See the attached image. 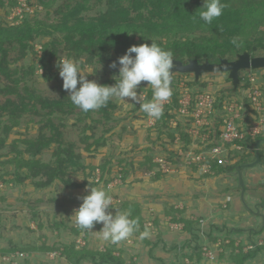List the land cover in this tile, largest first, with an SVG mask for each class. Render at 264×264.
I'll use <instances>...</instances> for the list:
<instances>
[{"label":"trees","instance_id":"16d2710c","mask_svg":"<svg viewBox=\"0 0 264 264\" xmlns=\"http://www.w3.org/2000/svg\"><path fill=\"white\" fill-rule=\"evenodd\" d=\"M27 2L35 8L34 12L24 9L13 18L17 23H10L7 15L20 3L18 0H9V3L0 0V151L7 145L12 130L26 113L42 117L36 135L14 138L10 143L11 154L0 153V180L7 186H21L30 182L36 188L44 189L59 181L67 187H96L100 184L108 187L116 177L117 173L112 172L115 167L122 171V184L135 171L132 161L124 164L122 159L112 161L104 157L96 165L88 164L85 160L84 152L95 155L108 143L106 133L111 132L112 127H103L100 135L97 130L100 124L106 125L113 119L118 108L114 99L99 110L84 113L72 104L68 98L69 94L62 87L63 82H60L61 95L56 98L44 95L35 86L33 75L37 74L38 68L44 69L43 76L46 80L59 77L57 64L63 56L59 53L60 49L66 52L67 58L82 61V66L97 61L105 62L111 57H120L132 45H150L151 40H155L165 50L172 51L174 58L184 62L189 58H197L200 62L208 58L217 62L220 57L234 59L237 53L246 49L253 55H261V51H264V33L259 31L260 26L264 24V0H224L228 7L211 25L199 19L198 9L202 7L203 0H66L53 11L51 8L56 0ZM37 2L43 5L45 15L41 16L39 5H35ZM94 8L96 13L89 14ZM3 10L6 11L5 14H2ZM51 17L52 20L49 21ZM196 32H199V35L195 34ZM57 34H60L61 38ZM46 37L51 39L43 42ZM234 37L237 38L239 46L231 43ZM37 44H41L40 49H37ZM12 51L17 53L11 57ZM29 57L33 58L32 62L26 61ZM83 57H86L85 61L82 60ZM228 79L231 81L229 77ZM115 82L113 78H107L102 84L114 85ZM193 83L199 82L194 80ZM232 89L228 90L229 95L239 92V88L236 93ZM147 91V99L144 102L152 97V90L148 88ZM179 94L178 87H173L172 103L164 109V114L157 120L156 125L149 128V131L156 129L161 146L174 142L177 134L185 141V146L191 141L184 123L177 120ZM225 97L219 95L218 104H221ZM134 112L137 110L134 109ZM138 117L139 115H136L135 118ZM5 118L8 120H3ZM69 118H73L74 126L80 127L78 140L66 137V120ZM184 119L190 126L191 119ZM173 120L177 121L176 126L171 124ZM215 126L217 133L214 139L219 134V122ZM164 134H168V140L164 138ZM263 136L264 134L260 135ZM243 142L247 152L244 155L235 152V162L215 165L218 172H233L239 164L253 159L256 139ZM249 148L253 152H250ZM45 150H52V158L47 162L42 159ZM165 155L172 159L177 154L171 151ZM154 159L153 155H149L141 170L148 172L158 168ZM9 164H14V168L8 170ZM79 173L85 174L84 181L76 178ZM160 173L157 171L153 180L160 176ZM92 174L93 179L89 177ZM119 210H130L131 218L139 220L140 231L145 229V215L140 204L128 201L122 204ZM173 213V219L185 222L186 230L191 233L187 244L192 251L187 254L190 258L201 261L204 255L198 223L185 216L183 209L178 208ZM80 231L81 229L74 227L75 234ZM251 231L257 230L251 228ZM206 233L212 243L218 240L213 236L212 230H206ZM133 237H139V232ZM241 242L240 247L245 244L244 240ZM161 243L164 244V249L169 250L161 239L154 242V245ZM187 244L183 245V248L188 246ZM232 245L235 246L234 241ZM50 248L49 251H52ZM263 248L258 245L249 252H243L241 248L238 252L230 253L233 256L227 261L230 264H245L247 260L256 257ZM19 253L7 254L15 258ZM62 256L73 264H80L86 259L95 264H126L124 257L113 254L112 248L106 251L90 250L87 247L77 249L75 243L65 244L58 258ZM156 258L159 264H164L163 258Z\"/></svg>","mask_w":264,"mask_h":264},{"label":"rangeland","instance_id":"374dc122","mask_svg":"<svg viewBox=\"0 0 264 264\" xmlns=\"http://www.w3.org/2000/svg\"><path fill=\"white\" fill-rule=\"evenodd\" d=\"M64 1L66 0H56V3L53 5L51 10L53 11L58 8ZM67 1L72 2L74 0ZM93 1L94 0H92V2ZM6 3H9V0H6ZM19 5L20 6H18L19 8L16 11H23V4ZM35 5H39V11L42 12L41 16L45 15L44 8H42L43 5L38 2L35 3ZM29 7V11L33 13L35 8L32 6ZM5 12L6 11L3 10L2 14H5ZM92 13H96L95 8L89 12V14ZM16 15L17 14L14 12H11L7 15L10 23H17L16 19L13 20ZM52 15L53 14H51V16ZM51 20L52 17L49 18V21ZM259 31L264 33V24L260 26ZM195 34L199 35V32H196ZM57 35L60 36V34ZM244 37L245 34L242 36V38L244 39ZM49 39H51V37H46L43 39V42ZM36 47L37 49H40L41 44H37ZM16 53V51H12L11 57ZM59 53H62L64 57L67 56L66 52L61 49ZM261 53V55H264V51H261ZM85 59L86 57L82 58L83 61H85ZM26 61L32 62L33 58L29 57V59H26ZM111 63L112 62L107 60L105 62L97 61L94 63H86L85 66H81L85 69L92 68L94 71H96L94 75H89L88 79L95 80L102 84L105 79L113 78L114 75L119 74V65H117L116 69H113L110 67ZM250 71L257 75L259 82L264 86V69L243 70L241 71V75L244 77L248 75ZM36 73L37 74L35 76L33 75L35 86L39 88L44 95L52 98H56L61 95L62 89L60 82L63 81L60 76L57 79L52 78L50 80H46L45 76H43L45 73L44 69L38 68ZM175 75L176 77L174 76L172 87H178L179 91L182 76L177 73ZM187 77L190 79L189 85L193 90H200L205 87L204 82H201L200 80L197 84L193 83L195 80L193 73ZM206 78H210L214 81V88L219 90L218 93L221 97L229 95L228 90L233 88L231 81L228 79L227 72L211 73L208 74ZM202 84H204V86H202ZM146 86L147 82L141 83L137 89L138 95L141 92H148V88L144 89ZM239 88V92H241L242 84L239 86ZM0 98H2V96H0ZM115 101L118 104V108L113 115V119H111L106 125L100 124L97 130L98 135H100L103 132V127H112L111 132L106 133L108 137L107 145L102 147L95 155L84 152L85 160L88 164L96 165H98L104 157H107L112 161L122 159L124 160V164L128 163L129 161L134 162L135 171L134 173H131L126 182L124 181L125 183L110 184V195L113 197V208H111L110 212L115 214L117 209L119 210V207L122 204L128 203V201L140 204V208L143 211L142 213L147 214L146 209H148L149 214L148 218L145 217V227H147L151 233L150 238L146 239L149 242H146L144 239L141 240L140 243L139 237L135 238L132 236L130 239L120 242V244H111L109 242L103 241L98 235H94L92 232L87 230H81L78 234H75L74 227L77 228V226L72 221L71 216L73 214V210L77 209L82 203L80 197L89 194L90 187H92L90 185L81 188L67 187L61 184L59 181H56L51 187L38 189L30 182L26 183L25 185L13 187L12 184L7 186L3 181L0 180V186L2 187V190H0V264H66L67 258L63 256L58 258V256L61 255L65 244L69 243H75L77 249L87 247L90 250L106 251L109 248H112L114 255L122 256L125 260L129 261V263L132 262V264H138V258H140L142 255L145 257L147 256V261L154 264H159L156 258L157 254L154 253V251L157 250V246L161 248L164 247V245L161 243L155 246L154 242H156L158 239L164 240L163 237L166 234L165 230L157 226L155 221L158 220V222H160L159 218L162 214V217L166 216L167 225L170 227V230H166H169L170 232L174 228L179 227V225L175 226V222L169 218L171 214H174L173 212L178 209L177 207L185 210V215H188L194 221H196V219H203V226L205 227V230L209 231L212 229L213 236L218 238V240L215 242V245L209 244L214 249L215 258L210 259L207 256H204V261L202 260L199 262V264H212L213 262L214 264H230V262H227V260L229 261V259L233 256L230 254L233 251L238 252L239 249L242 248L241 251L249 252L254 249V246L256 247V244L262 245L264 247V227L262 228L264 225V219L261 221V212H263V210H261L260 207L264 205L263 181L260 183L256 182L255 185H251L250 192L248 190L245 192L246 203H244L240 194L242 188L239 185L236 174H233L234 171L232 173L226 175L223 174L216 177L212 176V174H208V176H212L211 178H208L204 174L205 172L199 166L194 164L190 166L184 162V160L178 155L177 150L174 149V147L178 149V146L175 143H169L166 146H161L162 143L161 141L159 142L156 129L153 128V130L149 131V128L155 126L156 124L152 126L148 123L147 115L138 109V103L124 105L117 100ZM142 102H144V100ZM134 109L137 110V112H134ZM136 115H139V117L135 118ZM176 115L177 120L182 121L185 125V128L188 129V121H186L179 113H176ZM41 117L42 116H34L32 113H26V115L18 121L17 125L12 130L7 145L0 151V153L4 154L11 151L10 143L14 138L24 137L27 135H36L41 123ZM3 120L7 121L8 119L5 118ZM57 120L60 121L59 118H57ZM218 120H220V118L217 116L215 124L218 123ZM174 121L176 120L171 122L173 126L175 125ZM73 122V118L66 120V137L72 140H78L80 127L78 128V126H74L72 124ZM164 138L168 140V134H164ZM161 148L163 150H160ZM263 148L264 146L261 145V149ZM171 151L176 152L177 154L176 156H173L172 160L177 162V166L180 171L178 170L179 173L173 172L166 174L167 178L165 177L164 187L158 189V187H155V185L150 183V179H152L151 177L156 175L158 168H156L154 174L151 175L149 174V171H142L141 167L143 163L147 161V157L149 155H153L155 158H158V156H166L165 154L168 152L170 153ZM246 152L247 150L239 153L240 155H244ZM250 152H253V150L250 149ZM25 156L28 157V155ZM51 158L52 150H45L42 155L43 161H50ZM2 159H4V157ZM13 168L14 164H9L7 167L8 170ZM252 168L253 167H249L245 169L246 182H248L249 179L247 172L249 170L253 171ZM254 169H256V166ZM1 171L2 169L0 168V172ZM112 172L113 174L122 173L118 167H115ZM255 172L259 173V170L256 169ZM84 177V173H79L76 178L79 181H84ZM89 177L93 179V174L92 176L89 175ZM161 179H164V177ZM211 181H215V183L220 186V188L216 189L218 194L223 192L221 188H224L228 185V189L226 188V190L228 192H232V195L237 197L236 199H239V201L241 200L242 204L245 206V208H247L245 210L248 214H250V216L254 215L257 217L255 218L257 219L255 224H245L244 220L246 218H242V216L239 218V220H237V222H235L233 217L237 212L232 213L233 211H228L227 214V210H231V207L233 206V202L229 200H217L215 207L219 210L214 213V217L212 219L207 218L209 217V214L206 212L204 215V211L202 212L200 210L201 204L198 203V200L193 198H195V196L201 198H203V196L205 197L206 193L201 188H196V185L201 187L203 184ZM101 186H103L105 189L108 188L104 184H100L96 187ZM254 193L260 198L257 199L259 203H254L252 206L249 204L251 201L249 202L248 200H251V195ZM215 196L216 195H213L212 197L216 199ZM225 198L226 196L222 197V200ZM136 199L139 201H136ZM142 199L144 202L148 203L143 204L141 202ZM224 204H226V206H224ZM171 211L173 212L171 213ZM198 227H201L200 223H198ZM251 227H254L253 230L257 231L250 233ZM101 228L102 225L97 224L93 231H99ZM177 230L179 229H174L172 232ZM248 232L250 239H248V242L243 244L244 247H240L242 242L240 241L239 235L242 233L246 234ZM173 237L175 236L173 235ZM252 240L255 244L251 242ZM200 241V243L203 242L205 245H208L209 242L211 243L207 233L204 237L201 236ZM233 241L235 243L234 247L232 245ZM165 243L167 248L171 246L172 243L175 245L177 243L176 247H171L170 253H172L176 258L182 256V253L180 254V246H178V239L171 238L170 241ZM49 247H51L50 249H52V251H49ZM185 250L186 248L183 249V253ZM8 252H12V254L17 252L20 253L17 255V257L11 258V256L7 254ZM149 252H152L153 254L152 256L148 257V255H150ZM221 254H223V257H225L224 259H222ZM234 257H236V255H234ZM208 260L212 263H208ZM183 262L187 263L184 261V257H180L176 264H183ZM67 264L73 263L67 262ZM80 264L95 263H93L92 260L86 259ZM189 264H193L192 261L189 262ZM245 264H264V248L256 257L247 260Z\"/></svg>","mask_w":264,"mask_h":264},{"label":"clouds","instance_id":"9594fccd","mask_svg":"<svg viewBox=\"0 0 264 264\" xmlns=\"http://www.w3.org/2000/svg\"><path fill=\"white\" fill-rule=\"evenodd\" d=\"M227 7L224 0H203L202 7L198 9L199 19L211 25L214 20L222 16ZM151 41L150 45L148 43L132 45L124 55L118 58V62L111 63L110 67L113 69H116L119 64V74L113 76L116 81L114 85L89 80L88 76L94 75L96 71L92 68H83L82 61L61 56L57 68L63 81L62 87L69 93L68 98L72 104L82 112L88 113L90 110L96 111L107 106L111 100L115 99L124 105L138 103L140 110L150 119L162 118L164 105L173 95L175 64L172 51L165 50L155 40ZM231 43L239 46L235 37ZM241 77L243 78L242 75ZM142 82H147L144 89L152 90V98L147 102H142L144 93L141 92L138 95L137 92ZM110 191V185L107 189L103 186L90 187L89 194L80 197L82 203L73 210L71 219L74 224L82 231H90L111 244L126 241L137 232H139L140 240L150 238L149 229L145 227L143 231H140L139 220L131 218L130 210L117 209L115 214L109 211L113 208V197ZM97 224H101L102 228L99 231H93Z\"/></svg>","mask_w":264,"mask_h":264},{"label":"built area","instance_id":"2783aa9c","mask_svg":"<svg viewBox=\"0 0 264 264\" xmlns=\"http://www.w3.org/2000/svg\"><path fill=\"white\" fill-rule=\"evenodd\" d=\"M27 1L19 0V3L23 4V10L30 9ZM18 6L12 10L17 15L22 12V10L16 11L19 8ZM179 74L182 79L177 111L184 118L191 119V124L186 129L191 141L185 146V141L177 134L172 143H175L178 149L175 147L174 149L177 150L178 155L187 165H197L205 173L214 175L216 173L215 165H227L235 162V152L246 151L243 141L257 140L260 135L264 134V86L259 82L257 75L250 72L243 77L241 92L236 91L237 93L234 92L236 93L234 95H226L221 104H218L219 90L214 88L213 80L206 78L211 73L201 76L200 81L205 83V87L200 90H193L190 87V79L187 77L190 74ZM143 93L145 101L147 92ZM172 101L173 96L165 103L164 109ZM217 116L220 118L218 121L220 124L219 134L216 137L217 139H214V135L217 133L215 126ZM147 120L152 126L157 122V120L150 119L148 116ZM174 124L176 126L177 121H174ZM154 161L158 163V171L166 174L179 170L177 162L167 156H158ZM154 172L155 170H151L149 174L152 175ZM121 182L122 174L117 173L112 183ZM196 221L201 224L200 234L204 237L206 235L203 226L204 220L196 219ZM202 244L203 255L214 259L215 252L209 244L215 245V243L209 242L208 245H205L202 242ZM256 246L258 245L256 244Z\"/></svg>","mask_w":264,"mask_h":264},{"label":"crops","instance_id":"0c3cea01","mask_svg":"<svg viewBox=\"0 0 264 264\" xmlns=\"http://www.w3.org/2000/svg\"><path fill=\"white\" fill-rule=\"evenodd\" d=\"M262 145L264 146V142L262 143ZM255 158V155L253 156V159ZM252 159V160H253ZM251 160V161H252ZM255 167H253L252 169H253V171H251V170H249L248 172H247V175H248V177H249V179H248V182H246V191L248 190L249 192H250V187H251V185H255L256 184V182H258V183H260L261 181H263L264 182V162L261 160V167H257L256 166V169H258L259 170V173H257V172H255L256 171V169H254ZM180 171V170H179ZM179 171H177L178 173H179ZM215 171H216V173L214 174V175H212V176H219V175H226V174H229V173H232V172H226V173H224V172H218V169L217 168H215ZM161 172V171H160ZM176 172V173H177ZM156 173H157V171H156ZM245 173H246V170H245V172H244V176H245ZM233 174H235L234 172H233ZM208 178H211L210 176H208V175H206ZM153 177L154 176H152L151 178L152 179H150L151 180V184L152 185H155V187H158V189H160L161 187H164V182H165V177L167 178V176H166V173H164V172H161L160 173V176H158V177H156V179H154L153 180ZM162 177H164V179H161ZM236 178H238L237 176H236ZM246 178V177H245ZM161 179V180H160ZM246 180V179H245ZM255 182V183H254ZM264 184V183H263ZM195 185V184H194ZM264 186V185H263ZM196 188H201L206 194V196L204 197L203 196V198H201V197H197V196H195V198H193V199H196V200H198V203H200L201 205H200V210L204 213V215L206 214V212L209 214V217H207V218H209V219H212L213 217H214V213L216 212V211H218L219 209H217L216 207H215V204H216V201L217 200H221V201H231V202H233L232 204H233V206L231 207V210H227V214H228V211H233L232 213H235V212H237L236 214H235V216L233 217L234 219H235V222H237V220H239V218L242 216V218H246L245 220H244V222H245V224H255V221L257 220V219H255V218H257V217H255L254 215L253 216H250V214H248L247 213V211L245 210V209H247V208H245V206L242 204V202H241V200L239 201V199H236L237 197L236 196H234V195H232V192H228L227 190H226V188L228 189V185L227 186H225L224 188H221L222 189V191L223 192H221V193H219L218 194V192L216 191V189L217 188H220V186H218V184L217 183H215V181H211V182H208V183H205V184H203V186H201V187H199V186H197L196 185ZM226 190V191H225ZM209 191V192H208ZM184 192H187V191H184ZM209 194H208V193ZM160 193V192H159ZM241 194V193H240ZM209 195H210V197H209ZM213 195H216L215 197H216V199L215 198H213L212 196ZM218 195V196H217ZM224 196H226V198L224 199V200H222V197H224ZM211 197H212V199H211ZM258 198H260L257 194H253V195H251V200L249 199L248 201L250 202L251 201V203H249L250 205H252L253 206V204L255 203V204H258L259 203V201L257 200ZM238 200V201H237ZM136 201H139L138 199H136ZM143 204H145V203H148V202H144V200L142 199V201H141ZM177 206V205H176ZM224 206H226V204H224ZM263 206V207H262ZM262 206H260L261 207V210H263V212H261L262 213V215H261V217H262V219H261V221L264 219V205H262ZM177 208H179L180 209V207H177ZM184 212H185V210H183ZM145 212V211H144ZM146 212H147V214L146 213H143L144 215L146 214V218H148V214H149V212H148V209H146ZM168 212V211H167ZM186 213V212H185ZM201 215H203V214H201ZM161 216V217H160ZM159 217V221L160 222H158V220H156L155 222L157 223V226H159L161 229H163V230H165V236L163 237L164 238V240H163V242L165 243V242H167V241H170V239L171 238H176V239H178V246H180V254L182 255V256H180L181 258L182 257H184V261L185 262H187V263H184L183 262V264H189V262H191L192 261V263L193 264H199V262H201L202 260L204 261V259H202L201 261H196L195 259H192V258H190L189 257V255L188 254H190V252L192 251V249L191 248H189V245L187 244V241L188 240H190L191 239V233L188 231V230H186V227H185V222H183V221H176V220H174L173 219V216H172V214H171V216L169 217V218H171L170 220H172V221H174L175 223V226H178L179 225V227H177V228H174V229H179V230H177V231H174V232H172L173 230H171L170 232H169V226L167 225V219H166V216L164 217H162V214L160 215ZM185 216H188V215H185ZM189 217V216H188ZM191 218V217H190ZM224 221V220H223ZM174 224H173V226H174ZM262 224V223H261ZM262 227H264V225L262 226ZM251 228H253L254 229V227H251ZM166 229H169V230H166ZM212 230V229H211ZM239 232V231H238ZM237 232V233H238ZM250 233H253L251 230H250ZM172 237H171V236ZM173 235L175 236V237H173ZM240 237V241H242V240H244V242H248V239H250V237H249V232L248 233H242V234H240L239 235ZM141 240H139V242H140ZM173 242V241H172ZM175 242V241H174ZM141 243V242H140ZM120 244V243H119ZM188 245V246H186L185 248H186V250L184 251V253H183V245ZM164 245V244H163ZM172 246H177V243H176V245L174 244V243H172V245L171 246H169L168 247V249L169 250H166V249H164V247H159V246H157L156 248H157V250H155L154 251V253H156L155 255L157 256V257H159V258H163V260H164V264H176V262L177 261H179V259H180V257H178V258H176V257H174L173 256V254L172 253H170V250H171V247ZM159 247V248H158ZM155 248V249H156ZM188 253V254H187ZM149 254L150 255H148V257L149 256H152V252H149ZM221 257H222V259H224L223 258V255H221ZM139 260H138V264H154V263H151V262H149V261H147V256L145 257L144 255H142L140 258H138ZM192 259V260H191ZM154 260V259H153ZM158 261V260H157ZM208 263H212V262H209V260L207 261ZM228 262V261H227ZM158 263H159V261H158ZM126 264H132V262L131 263H129V261H127L126 260ZM212 264H214V262L212 263Z\"/></svg>","mask_w":264,"mask_h":264},{"label":"water","instance_id":"95a60500","mask_svg":"<svg viewBox=\"0 0 264 264\" xmlns=\"http://www.w3.org/2000/svg\"><path fill=\"white\" fill-rule=\"evenodd\" d=\"M133 56H135V54H133ZM118 58L119 57H111L108 60L111 62H118ZM174 64V74L193 73L196 81H199L201 76L206 73L227 72L233 86L232 90L236 92L241 85V71L264 69V55H253L246 49L243 52L237 53L234 59L220 57L219 61L212 62L207 58L204 62H200L197 58H189L187 62H184L183 60L174 58ZM263 142L264 136L257 138L255 143V158L252 161L239 164L234 171L238 177L239 185L242 188L241 197L244 203H246V180L244 172L245 169L249 167H261V145Z\"/></svg>","mask_w":264,"mask_h":264},{"label":"flooded vegetation","instance_id":"af4514ba","mask_svg":"<svg viewBox=\"0 0 264 264\" xmlns=\"http://www.w3.org/2000/svg\"><path fill=\"white\" fill-rule=\"evenodd\" d=\"M252 72V71H251ZM253 73V72H252Z\"/></svg>","mask_w":264,"mask_h":264}]
</instances>
